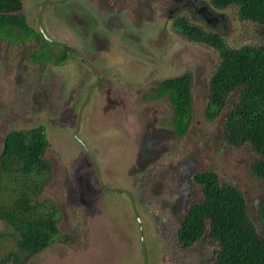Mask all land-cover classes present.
<instances>
[{
    "label": "rangeland",
    "instance_id": "rangeland-1",
    "mask_svg": "<svg viewBox=\"0 0 264 264\" xmlns=\"http://www.w3.org/2000/svg\"><path fill=\"white\" fill-rule=\"evenodd\" d=\"M22 1L19 14L36 29L44 0ZM169 9V0H62L46 6L43 27L50 38L54 35L63 42L75 36L85 44L89 39L94 46L95 37L103 38L98 47L86 52L105 79L90 93L79 136L103 177L109 178L106 183L123 185L134 194L151 245L149 264H212L218 252L214 242L203 240L185 248L177 240L180 222L191 204L202 198L193 173L214 171L221 185L238 188L257 228L264 180L252 172L258 158L253 149L225 141V122L234 100L217 116L210 114L209 78L219 63V53L177 33L173 21L182 13L175 9L169 13ZM74 12L81 20L90 19L85 31L74 23ZM223 12L230 21L219 31L230 46L264 40V26L240 20L235 6ZM96 17L116 19L114 29L121 34L111 33L113 37L106 40L109 30L97 28ZM91 31L93 36L88 35ZM38 48L32 40L0 43V151L5 134L14 129L41 126L49 142L45 159L51 172L40 189L31 190L30 201L45 202L50 209L55 206L58 236L26 264H143L130 199L102 189L91 161L73 137L85 86L95 76L75 55L68 54L70 58L64 57L58 66H41L35 62ZM48 49L59 56L55 46ZM185 72L193 79L192 116L180 137L171 126L169 102L144 95L154 92L159 81ZM6 177L0 178V187L13 195L4 196L19 198L25 185ZM17 236L0 220L2 253L15 247Z\"/></svg>",
    "mask_w": 264,
    "mask_h": 264
},
{
    "label": "trees",
    "instance_id": "trees-1",
    "mask_svg": "<svg viewBox=\"0 0 264 264\" xmlns=\"http://www.w3.org/2000/svg\"><path fill=\"white\" fill-rule=\"evenodd\" d=\"M210 1L218 9L235 6L240 19L264 26V0ZM22 6L21 0H0V41L15 44L34 35L48 44L18 13ZM174 27L218 51L220 61L209 78L210 114L217 116L234 100L225 122V141L234 147L250 146L258 156L252 172L264 180V40L235 48L217 32L191 26L185 17H179ZM37 58L44 64L53 60L51 53H42V57L39 54ZM192 83L191 73L185 72L159 81L154 92L144 95L150 100L165 98L169 102L173 110L171 126L180 137L191 121ZM48 145L40 126L29 131L11 130L3 139L0 178L7 176L25 188L19 198L9 199L4 195L12 194L10 189L4 192L0 187V218L18 235L13 249L0 251L1 264H26L58 236L55 206L50 209L45 202L36 205L30 201L31 190L40 189L51 172L45 159ZM192 180L200 188L202 198L191 204L180 222L178 242L185 248L203 240L214 242L218 252L212 264H264V197L258 204L257 228L238 188L221 185L214 171L195 172Z\"/></svg>",
    "mask_w": 264,
    "mask_h": 264
},
{
    "label": "flooded vegetation",
    "instance_id": "flooded-vegetation-1",
    "mask_svg": "<svg viewBox=\"0 0 264 264\" xmlns=\"http://www.w3.org/2000/svg\"><path fill=\"white\" fill-rule=\"evenodd\" d=\"M22 1V0H21ZM62 0H44L42 6H41V9H39L38 13H37V18H36V29H34L33 27H31L26 18H25V21L27 22V24L30 26V28L32 30H34L36 33H39L43 40L45 42H47L48 44H45L43 43L41 40L39 39H36L34 37V35L32 37H30L28 40H32L33 42L37 43L38 46H39V53L42 57V53H50L49 51V47L51 46H55V48L57 49L58 51V54L59 56H53V60L50 61V62H47V63H52L53 65H61L63 63V60L60 61L62 58H68L69 55L72 56V55H75L76 58H78L81 62H83V64L88 67L90 69V71L94 74L95 76V80L93 81H88L87 82V85L85 86V94H84V99H83V102L81 103V105L79 106L78 108V111H77V116H76V119H75V122L73 123V127H72V131H73V134H74V139L80 143V145L83 147L86 155L88 156V159L91 161L90 163H92L93 167H94V170L96 172V176L98 178V181L102 187L103 190H105L106 192H121V193H124L128 196V198L130 199V202H131V208H132V211H133V216H134V220H135V228L137 230V233L139 234V240H140V243H141V247H142V253H143V264H149V260H150V256H151V245H149L148 243V239H147V235L145 234V227L144 225L145 224V218L143 217V215L140 214L139 210L137 209L136 207V204H135V196L134 194L127 188L123 187V185H121L120 187H115V186H110L108 185L106 182H109V178L107 176H104L102 175L101 173V170L99 168V165L97 164V161L94 159L93 155L91 154L90 150H89V147L87 146V144L83 141V139L79 136V126H80V122H81V117H82V114H83V111H84V108L87 104V101L89 99V96H90V93L91 91L97 87V88H100L101 84L103 83L104 79H105V73L103 72V70H100L87 56V49L89 48H93V47H98L97 46V43H100L99 40H102L103 38H100L101 36L98 35V37H95V38H98V42L96 43V45L94 46H91L89 42V39L87 40V44L83 43L82 39L80 41L77 40V38L74 36L73 38L71 37V41H59V40H56L54 35H52L51 31V35L53 37H49L45 30H44V27H43V20L45 21V23L47 22L46 20V16H45V8L47 5L51 4V3H56V2H61ZM170 2V9H169V13L172 12L173 9L175 10H178V14H181V15H178L176 16L175 20L173 21V27H174V22L177 21V19L179 17H185L187 22L191 25V26H196L197 28H200V29H204L205 31H215L217 32L221 37V33L219 31L220 27L222 25H225L228 23V21H230L229 19V16L227 13H224L223 10L225 9H229L230 7L232 6H229V7H224V8H217L216 6L213 5V3L210 1V0H169ZM23 3V1H22ZM77 4V3H76ZM45 7V8H44ZM44 8V11L43 9ZM22 9H23V6H22ZM21 9V10H22ZM75 9V7H74ZM73 9V10H74ZM20 10V11H21ZM72 10V11H73ZM19 11V12H20ZM18 12V13H19ZM168 13V14H169ZM74 15L76 16L75 19H74V23H76L77 25H79V27H81V32L85 31L86 30V26L87 24L90 22V19H83L81 20L80 19V14L79 15H76V13L74 12ZM170 16V15H169ZM25 17V16H24ZM94 18V17H92ZM242 20V19H240ZM244 21V20H243ZM92 24V23H91ZM94 24V23H93ZM96 25H97V28L100 27V30L104 29V28H107L109 30V33L108 35L105 37L106 40H108L109 37H113L112 34L114 35H119L121 34L118 30H115L114 28L117 26V23H116V19H112V20H109V21H103L102 19H99L98 17H96ZM47 27V25H46ZM48 28V27H47ZM89 31L91 30V25H89L88 27ZM174 29L176 30L177 33H180L181 35H183L186 39H188L189 41H193L195 43H203V42H200V41H197V40H194L192 38H189L187 37L186 35H184L183 33H181L180 31H178L175 27ZM99 30V29H98ZM113 30V31H112ZM90 33L92 34L93 36V31L89 32L88 35H90ZM112 33V34H111ZM223 38V37H222ZM224 39V38H223ZM28 40H21V42H17L15 44H24L26 43ZM225 41V40H224ZM2 41H0L1 43ZM5 42H8V43H11L12 42H9V41H5ZM104 44V43H103ZM206 44V43H204ZM228 44V43H227ZM49 45V46H48ZM210 47H212L211 45L209 44H206ZM229 45V44H228ZM48 46V47H47ZM159 48L161 47L158 46ZM213 48V47H212ZM215 49V48H213ZM216 50V49H215ZM217 51V50H216ZM218 52V51H217ZM69 54V55H68ZM85 57V58H84ZM70 58V57H69ZM220 58V57H219ZM55 59H58V61H56ZM54 60L56 62H54ZM66 60V59H65ZM64 60V61H65ZM220 61V60H219ZM35 62H38L39 65L41 66H45L47 63H42L40 62L39 60H36ZM90 63V64H89ZM102 68H106V67H102ZM147 99V98H146ZM85 103V104H84ZM82 107V109H81ZM81 109V110H80ZM78 115H80V121H79V124H78V129H77V132H75V125H76V121H77V117ZM38 127V126H36ZM41 127V126H40ZM15 130V129H14ZM11 131V130H10ZM9 132V131H8ZM7 132V133H8ZM6 133V134H7ZM5 134V135H6ZM5 137V136H4ZM4 139V138H3ZM85 144V146L87 147V149H85L83 143ZM49 143V142H48ZM2 145H3V140H2ZM2 152V146H1V151L0 153ZM99 176H101V179H102V182L103 184L100 182V179H99ZM106 186V188H105ZM108 188V189H107ZM110 188V190H109ZM119 188L121 189H126L128 192H125L123 190H119ZM133 197V202H132V198ZM133 203H134V206L136 207L137 209V215L134 213V209H133ZM36 205H39V203H37ZM0 220L4 223H6L4 220H2L0 218ZM141 222V224L139 223ZM7 224V223H6ZM9 225V224H8ZM11 226V225H10ZM14 229V228H13ZM15 231V229H14ZM16 232V231H15ZM17 233V232H16ZM193 246V245H192ZM1 260V259H0ZM1 264V263H0ZM3 264V263H2ZM5 264V263H4Z\"/></svg>",
    "mask_w": 264,
    "mask_h": 264
},
{
    "label": "water",
    "instance_id": "water-1",
    "mask_svg": "<svg viewBox=\"0 0 264 264\" xmlns=\"http://www.w3.org/2000/svg\"><path fill=\"white\" fill-rule=\"evenodd\" d=\"M85 58V57H84ZM90 64V63H89ZM85 104V103H84ZM81 109H82V107H81ZM80 109V110H81ZM79 121H80V115H78V117H77V121H76V125H75V132H77V129H78V124H79ZM81 141V140H80ZM82 142V141H81ZM83 143V142H82ZM83 145H84V147H85V149H87V147L85 146V144L83 143ZM99 179H100V182L103 184V182H102V179H101V176H99ZM103 186H104V184H103ZM105 188H106V186H105ZM108 189V188H107ZM109 190H110V188H109ZM119 190H123V191H125V192H128L126 189H121V188H119ZM132 198V202H133V197H131ZM133 209H134V213L137 215V209H136V207L134 206V203H133ZM140 224H141V222H139Z\"/></svg>",
    "mask_w": 264,
    "mask_h": 264
},
{
    "label": "clouds",
    "instance_id": "clouds-1",
    "mask_svg": "<svg viewBox=\"0 0 264 264\" xmlns=\"http://www.w3.org/2000/svg\"><path fill=\"white\" fill-rule=\"evenodd\" d=\"M197 244V243H196ZM195 245V244H194ZM191 247V246H190ZM187 248H189V247H187ZM215 261V260H214Z\"/></svg>",
    "mask_w": 264,
    "mask_h": 264
}]
</instances>
